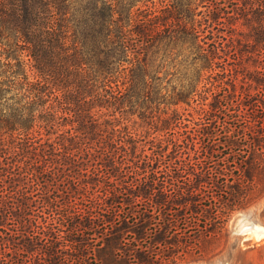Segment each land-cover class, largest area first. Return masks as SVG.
<instances>
[{
    "label": "trees",
    "instance_id": "obj_1",
    "mask_svg": "<svg viewBox=\"0 0 264 264\" xmlns=\"http://www.w3.org/2000/svg\"><path fill=\"white\" fill-rule=\"evenodd\" d=\"M257 174L264 0H0V264H166Z\"/></svg>",
    "mask_w": 264,
    "mask_h": 264
},
{
    "label": "rangeland",
    "instance_id": "obj_2",
    "mask_svg": "<svg viewBox=\"0 0 264 264\" xmlns=\"http://www.w3.org/2000/svg\"><path fill=\"white\" fill-rule=\"evenodd\" d=\"M232 178L243 179L244 175L237 170ZM254 180L258 183L248 201L230 211L224 203L219 206L223 224L216 227L209 216L202 223L216 232L197 242L199 250L178 253L166 264H264V174H257ZM211 186H206V192H211ZM255 230L262 234L257 237Z\"/></svg>",
    "mask_w": 264,
    "mask_h": 264
},
{
    "label": "bare ground",
    "instance_id": "obj_3",
    "mask_svg": "<svg viewBox=\"0 0 264 264\" xmlns=\"http://www.w3.org/2000/svg\"><path fill=\"white\" fill-rule=\"evenodd\" d=\"M255 231H256V236H257V237H259V236L262 234L261 231H258V230H255Z\"/></svg>",
    "mask_w": 264,
    "mask_h": 264
}]
</instances>
